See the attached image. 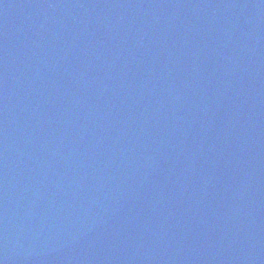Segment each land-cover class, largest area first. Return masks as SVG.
<instances>
[{
  "label": "water",
  "instance_id": "obj_1",
  "mask_svg": "<svg viewBox=\"0 0 264 264\" xmlns=\"http://www.w3.org/2000/svg\"><path fill=\"white\" fill-rule=\"evenodd\" d=\"M0 264H264V0H0Z\"/></svg>",
  "mask_w": 264,
  "mask_h": 264
}]
</instances>
